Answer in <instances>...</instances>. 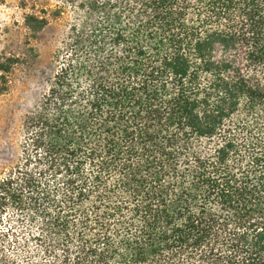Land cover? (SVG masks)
<instances>
[{
    "label": "trees",
    "instance_id": "16d2710c",
    "mask_svg": "<svg viewBox=\"0 0 264 264\" xmlns=\"http://www.w3.org/2000/svg\"><path fill=\"white\" fill-rule=\"evenodd\" d=\"M69 7L0 179V264H264V0H61L48 15ZM17 61L0 55V94Z\"/></svg>",
    "mask_w": 264,
    "mask_h": 264
},
{
    "label": "rangeland",
    "instance_id": "374dc122",
    "mask_svg": "<svg viewBox=\"0 0 264 264\" xmlns=\"http://www.w3.org/2000/svg\"><path fill=\"white\" fill-rule=\"evenodd\" d=\"M60 4L61 0H0V55L18 59L7 75V89L0 94V179L16 164L23 120L36 107L47 77L57 65L55 54L73 17L71 7L66 8L61 19L54 20L48 15ZM31 15L47 16L48 22L42 30L33 32L27 28L25 20ZM11 217L12 210L3 213L0 232L12 228ZM2 234L0 249L7 247Z\"/></svg>",
    "mask_w": 264,
    "mask_h": 264
}]
</instances>
